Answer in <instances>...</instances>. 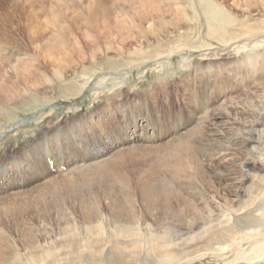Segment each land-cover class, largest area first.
I'll list each match as a JSON object with an SVG mask.
<instances>
[{"label":"bare ground","instance_id":"6f19581e","mask_svg":"<svg viewBox=\"0 0 264 264\" xmlns=\"http://www.w3.org/2000/svg\"><path fill=\"white\" fill-rule=\"evenodd\" d=\"M233 4L240 7L238 0H233ZM261 5L264 8V0ZM189 6L196 15L199 13L206 24V37L190 40L189 35L187 38V34L185 36L176 32L177 41H161V38H156L158 45L153 49H137L131 52V58L123 60H130L129 63H132L131 59L137 60L135 65L157 61L151 66L164 70L165 61L172 55L181 53L180 51L185 55L189 52L193 54V59L199 60L198 56L195 57V52L201 50L202 54H199L207 57L212 52L211 49H216L214 55L238 59L236 62H229L228 69L225 65L221 66L228 71L225 83L215 86L212 82L209 84V80L202 81L204 83L199 81V86L196 84L191 91L184 89L186 91L180 94L182 99L187 102H191L189 98L197 100L198 105L192 108L193 119L183 123L182 129L175 127L178 126L175 124L174 128L166 130L159 124L163 119L157 115L159 111L154 106L146 108L151 128L147 129V125L142 122L131 126L130 122L125 123L129 126V133L127 129L120 131L118 115L117 118L111 116L113 114L91 115L89 121L91 125H97L95 128L99 127L96 121L98 118L101 125L106 124L102 134L106 135L108 142L104 146L97 140L90 144L88 132L73 125L75 128L63 131L68 132L64 137L70 138L71 152L62 150L59 135H56L55 148L60 151L56 158L53 154L57 150H50L49 136H45L44 132L39 141L25 148L26 151L21 154V162L15 161L19 164L15 170L2 163L0 216H14L17 199L22 201L19 204L24 208V213L29 214L31 207L38 204L41 206L37 209L39 212L36 211L32 216L35 223L31 217L28 222L24 215L20 224L18 219L13 225L8 220L11 227L14 226L13 229L17 225L19 228L22 226L20 234L27 237L25 239L19 238L9 243L2 238L6 234L5 224L0 226V264H191L196 261V253L199 251H204L203 255L219 259V264H248L245 261L254 259L257 260L249 264L264 262V21L259 25L237 23L216 0H197L196 9L193 4ZM244 8L249 12L247 5ZM175 9L179 20L186 19L181 23L182 27L186 22L193 21H187L186 11L181 5ZM92 13L86 21L97 32L94 40H91L92 44L102 37L113 39L122 29L126 31V38L122 41L128 43L135 28L130 14L122 18L121 28L115 23H104L103 29L98 30L101 12ZM61 37L62 35L59 39H63ZM159 44H166L168 47L163 48ZM183 48H188L189 51L186 52ZM121 51L120 47L118 52ZM118 58L122 59L121 56ZM207 64L206 67L209 68V63ZM116 70L108 69L105 74H114ZM102 72L101 69L94 71L91 78L96 74L98 78ZM192 72L199 74L196 70ZM218 72V76H221V71ZM199 75L196 78L201 80ZM106 77L93 84L91 90L96 91L99 83ZM119 77H122L120 72L112 77V81ZM88 83L89 80L84 81L85 85ZM154 91L151 90L150 93ZM131 110L133 109H129V112ZM151 116H154V122ZM49 117L47 115L46 121ZM190 125L193 127L190 128ZM111 126L116 128L113 138ZM2 134L0 133V140L5 139ZM162 139H165L164 144L174 143L176 146L174 156L167 153V156H171L167 164L173 167L172 177L179 183L183 182L184 187L167 183L163 180L165 171L161 173L155 168V155L165 154L161 150L163 143H159ZM137 146L142 148L141 153L147 157L138 168L133 169L136 170L134 174L131 170L128 174L119 176L116 173L114 178L110 177L109 164L114 165L118 160L138 151ZM99 147L103 148L98 150ZM73 149L87 150L84 152L86 158L79 159L81 165L77 168H74L77 159L72 155L75 152ZM237 157L240 159L237 160ZM156 159L166 166L164 159ZM13 163L12 161L11 165ZM236 165L238 168H234ZM216 166L221 168L216 171ZM236 169L240 176L238 175V183L232 189L230 182L235 178L233 171ZM116 176L130 201L135 200L136 195L141 201L161 195L167 203L175 190L176 196H180L193 209V220L200 218L209 224L199 229L193 228L189 221L190 226L185 231H178L168 224L157 225L146 210L136 211L132 203L127 207L129 210L119 215L123 203L120 202L117 208L116 205L113 206L114 199L109 201L107 197L100 198L94 194L88 196V192L83 190L87 188L89 193H93V186L100 188L99 184L104 182L107 189L113 192L111 188L117 180ZM201 184H206L205 188L201 189ZM89 185L92 187H87ZM28 186L32 188L26 191L25 187ZM67 204L71 210L63 215L69 217L61 226L49 211L52 208L62 211L68 208ZM77 214L83 218L81 222L77 220ZM121 216L124 219L114 220ZM54 221L56 230L52 228ZM214 243L222 246V252L227 255H220L213 247ZM228 253L234 254L233 258H229L231 256L228 257ZM239 259L243 262H238Z\"/></svg>","mask_w":264,"mask_h":264},{"label":"rangeland","instance_id":"374dc122","mask_svg":"<svg viewBox=\"0 0 264 264\" xmlns=\"http://www.w3.org/2000/svg\"><path fill=\"white\" fill-rule=\"evenodd\" d=\"M216 1L227 9L229 15L233 20L235 18L237 23L247 22L251 25H259L261 21H264V12L262 11L264 8L261 5L263 0H238L240 7L234 5L233 0ZM196 2L197 0H130V2L126 0H122V2L121 0H0V133H3L2 136L5 138L0 140V165L4 163L15 170L19 166L15 161L21 162L23 156L21 154H24L25 148L29 144L39 141L44 132L45 136H49L50 150L55 148L54 138L59 135L62 150L68 153L72 147L71 141L64 135L75 127L84 128L88 132L90 144L97 140L102 143L100 145L104 146L108 142L106 135L102 134L104 127L106 129V124L101 125L100 118H98L96 121L99 127L95 128L97 125H91L89 121L91 115L113 114L111 116L115 117L118 115L121 132L133 123L138 124L139 122L147 125L148 129L151 128V120L147 118L146 108L150 109L154 106L159 111L157 115L163 119L159 124H162L166 130L174 128L175 124H178L175 127L182 129L183 123H188L193 119L192 108L198 105V101L189 98L191 102H187L182 99L180 94L186 91V88L189 89L188 92L196 84L199 86V81L209 80L208 83L212 82L215 86L224 84V78L227 80L228 71L223 70L221 66L225 65L228 69L229 62L233 63L238 59L214 55L216 49H211L212 52H209L210 55L207 57L200 55L202 54L201 50L195 52V57L198 56L199 59L195 60L193 54L188 52V48H183L188 54L185 55L183 51H180L181 53L172 55L165 61L164 70L151 66L157 61L135 65L137 60L131 59L132 63H129L130 60L123 59L131 58V52L137 49H153L158 45L156 38H161V41L174 42L178 40V33L185 36L187 34V38L189 35L190 40L205 36L207 33L206 24L199 13L196 15L189 6V4H193L196 9ZM180 5L186 11L187 21L193 20L186 22L183 27L181 23H184L186 19L179 20V14H176L177 10L175 9ZM246 5L249 12L244 8ZM93 11L94 13L101 12L98 19V30L103 29L102 24L104 23L105 25L115 23L117 27L121 28L122 18H126L130 14L134 19L135 28L130 34L132 37L128 38V43L125 44L123 42L126 41H122L126 38V31L122 29L121 33L115 34L116 37L113 39L107 40L106 37H102L92 44L91 40H94L97 32L86 21L91 17ZM159 12L161 15H158ZM139 14L144 16L140 17ZM177 24L179 25L177 26ZM60 35L63 39H59ZM175 45L173 44V46ZM161 46L168 47L166 44ZM120 47L122 51L118 52ZM120 56L122 59L118 58ZM109 63L113 65H108ZM207 63H209L210 69L206 67ZM100 69L103 72L99 74L98 78H96L97 74L91 78L92 73ZM108 69L117 70L114 71V74L109 75L105 74ZM192 70H196L200 75L193 73ZM218 70L221 71V76H218L220 74ZM118 72L122 77L112 81V77ZM83 73L86 74L83 75ZM198 75L201 76V80L196 78ZM102 77L106 78L101 81V84L99 83L98 89L91 90L93 84H96ZM88 80L89 83L85 85L84 81ZM151 90H155L152 93L154 95L150 93ZM93 92L95 97H93ZM120 93L122 95H119ZM130 107L133 109L132 112H129ZM47 115L50 116L48 121H46ZM151 118L154 122V116ZM129 122L130 125L126 126L125 123L129 124ZM13 128L15 129L13 130ZM110 129L111 138H113L116 128L111 126ZM64 130L67 131L63 132ZM129 130L128 128L127 133L130 132ZM164 141L165 139H162L159 143ZM93 146L90 147L94 148ZM175 147L174 143H163L161 150H164L165 154L155 155L154 165L161 173L165 171L164 181L180 188L182 185L184 187V183H179L172 177L171 169L173 167H169L167 164L171 157L167 156V153L173 154ZM100 148L103 147H99L98 150ZM137 148L139 150L130 153L127 158L118 160L114 165L109 164L110 177L114 178L116 173L119 176L123 173L128 174L131 170L134 174L136 170L133 171V169L138 168L143 159L147 157L146 154L141 153V147L137 146ZM73 151L75 152L72 155L77 159L74 168H77L81 165L79 159L86 158L84 152L87 150L73 149ZM152 151L154 153V149ZM53 155L58 158L60 151L57 150ZM156 158L164 159L166 166L162 162L156 161ZM238 159L240 157H237ZM12 161L15 164L11 165ZM220 168L216 166V171ZM234 168H238V165ZM236 170L233 171L235 178L230 182L232 189L235 188L240 176ZM115 178L118 181L116 180L111 188L113 192L109 191L102 181L99 184L100 188L93 186L95 187L93 193H89L87 188L83 190L88 192V196L94 194L100 198L107 197L109 201L114 199L112 202H115L113 206L116 205V207L120 202L123 203L119 215L129 210L127 207L132 203L135 205L136 211L146 210L148 216L157 225L168 224L178 231H185L190 225H193V228L201 229L209 224L200 218L193 220V209L189 204L186 205L187 203L185 204L179 195V197L176 196L175 190H173L175 193L172 191L173 194H170L171 197L169 196L170 199L167 203L161 195L144 201H141L136 195V199L130 201L120 187L119 178L117 176ZM205 185L201 184L199 187L202 189L205 188ZM30 187H25V190L28 191ZM16 202L17 208L14 216H0V226L5 224L6 233L2 235V238L9 243L19 240V238H27L20 234L22 226L19 228L17 225L13 229L14 226L11 227L10 221L13 225L18 219L20 224L21 217L24 215L28 222L32 218L35 223L32 216L41 206L38 204L31 207L28 214L24 213V208L19 204L22 201L17 199ZM68 210H71L70 206L62 211L52 208L49 212L63 226L69 217L63 215L67 214ZM106 215L109 217L108 214ZM9 219L10 221H8ZM122 219L124 216L114 218L116 221ZM77 220L81 222L83 218L78 215ZM53 224L54 227H51L56 230V221ZM213 247L220 255H227L222 252L224 248L220 247L218 243H214ZM203 253L204 251L196 253V261H192L191 264H219V262L217 263L220 261L219 259H214L211 255H203ZM233 255L229 254L228 257L233 258ZM252 261H245V263L249 264ZM238 262L243 261L239 259ZM260 264H264V262Z\"/></svg>","mask_w":264,"mask_h":264}]
</instances>
